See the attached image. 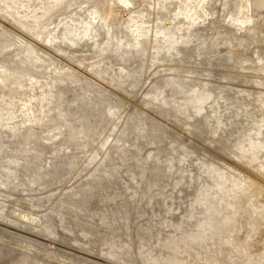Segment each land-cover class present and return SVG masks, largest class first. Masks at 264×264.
<instances>
[{
	"label": "rangeland",
	"instance_id": "rangeland-1",
	"mask_svg": "<svg viewBox=\"0 0 264 264\" xmlns=\"http://www.w3.org/2000/svg\"><path fill=\"white\" fill-rule=\"evenodd\" d=\"M0 264H264V0H0Z\"/></svg>",
	"mask_w": 264,
	"mask_h": 264
}]
</instances>
